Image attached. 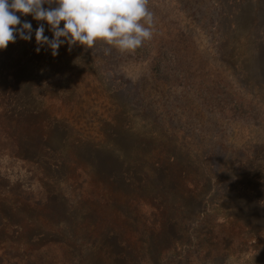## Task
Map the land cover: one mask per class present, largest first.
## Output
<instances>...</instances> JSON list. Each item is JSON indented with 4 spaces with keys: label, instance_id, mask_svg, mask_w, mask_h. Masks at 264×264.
I'll return each mask as SVG.
<instances>
[{
    "label": "rangeland",
    "instance_id": "374dc122",
    "mask_svg": "<svg viewBox=\"0 0 264 264\" xmlns=\"http://www.w3.org/2000/svg\"><path fill=\"white\" fill-rule=\"evenodd\" d=\"M244 5L148 0L139 48L65 43L55 57L36 52L48 24L17 13L33 34L0 50V75L20 86H0V121L37 159L4 167L23 193L0 196V243L21 251L0 264H264V27L258 0ZM127 132L126 187L110 190L94 150ZM85 174L96 199H79Z\"/></svg>",
    "mask_w": 264,
    "mask_h": 264
},
{
    "label": "clouds",
    "instance_id": "9594fccd",
    "mask_svg": "<svg viewBox=\"0 0 264 264\" xmlns=\"http://www.w3.org/2000/svg\"><path fill=\"white\" fill-rule=\"evenodd\" d=\"M147 5L148 0H0V50L15 43L17 36L32 39V24L22 22L17 13L46 22L53 33L50 39L44 24H39L35 30L37 53L46 45L55 57L65 43L69 51L79 45L94 52L99 42L122 52L135 50L153 34V14ZM110 50L105 48L104 53Z\"/></svg>",
    "mask_w": 264,
    "mask_h": 264
},
{
    "label": "trees",
    "instance_id": "16d2710c",
    "mask_svg": "<svg viewBox=\"0 0 264 264\" xmlns=\"http://www.w3.org/2000/svg\"><path fill=\"white\" fill-rule=\"evenodd\" d=\"M225 2H228L229 4L236 5V8L239 10L244 9L246 0H224ZM248 1V0H247ZM259 9V10H258ZM258 20L264 27V0H258ZM257 19V17L255 18ZM156 50V49H154ZM263 54L257 58L258 61L256 62L257 70L260 69L261 66H264V46L261 51ZM158 55H160V52H157ZM13 70V69H12ZM12 73V72H11ZM11 73L7 72L5 74V77L0 75V86H2V83L5 82V86L2 90L3 94L6 93H13L15 91L19 90V85H12L10 81ZM8 77V78H7ZM260 82L264 80V75L260 73L257 77ZM3 97V96H2ZM8 98V96H6ZM5 102V100H4ZM104 137L101 138L103 145H98L96 150H94L95 155V162L97 171L96 173L100 176L102 183L106 186V188L113 190L114 187L121 189L122 185H124V182L122 180H119L116 177V173L122 172L125 168V164L127 165L126 161H130L132 159V152L134 148V141L136 139V135L134 133H126V134H116L112 138L111 142H108ZM20 136L10 134L6 126L3 125V123L0 121V196H22L23 191L20 187L16 185H3L2 181H5V178L12 175V172L14 171L13 168L5 169L4 167L12 166V164L19 163L21 168L30 170L33 168L35 163V159H37V153H34L33 151H20ZM31 145V144H29ZM30 147V146H29ZM5 159V163H1L2 159ZM127 161V162H128ZM76 168V167H75ZM84 171H82V174L84 175ZM81 175V174H80ZM85 179L81 182L83 184V190L80 195L79 199L86 200L88 198H95V194L93 191H89V188L92 186L90 177L85 174ZM82 180V179H81ZM9 181V180H8ZM7 182V181H6ZM17 182V180H16ZM129 193L127 194H134L136 191V188H133L130 184V190H128ZM113 194V193H112ZM138 194V193H135ZM48 194L44 193L45 200L47 201L48 198L46 197ZM17 205V202L15 203ZM14 204V205H15ZM45 202L36 203V205L43 206ZM143 205L149 206L145 203H139L137 208L139 210H142ZM19 208V207H18ZM6 217V216H5ZM6 223V220H5ZM4 225V216L0 213V228ZM156 226V225H154ZM4 227V226H3ZM1 231V230H0ZM17 231V230H16ZM3 249L6 250V254L13 255L16 257V252H19L21 250L15 249L11 246H7L6 248L1 247L0 243V252L3 251ZM32 253V252H30ZM23 254H25L23 252ZM4 256V255H2ZM1 258V257H0ZM17 258V257H16ZM5 260V259H3ZM15 260V259H12ZM27 262L26 259H23ZM13 264H20L17 261H14Z\"/></svg>",
    "mask_w": 264,
    "mask_h": 264
}]
</instances>
